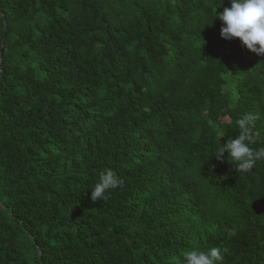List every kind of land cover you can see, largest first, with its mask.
Listing matches in <instances>:
<instances>
[{"label":"trees","instance_id":"trees-1","mask_svg":"<svg viewBox=\"0 0 264 264\" xmlns=\"http://www.w3.org/2000/svg\"><path fill=\"white\" fill-rule=\"evenodd\" d=\"M226 7L0 0V264H182L212 247L264 264V162L215 157L242 115L264 129V56L221 37ZM106 169L123 185L93 201ZM195 172L223 188L195 199Z\"/></svg>","mask_w":264,"mask_h":264},{"label":"clouds","instance_id":"clouds-1","mask_svg":"<svg viewBox=\"0 0 264 264\" xmlns=\"http://www.w3.org/2000/svg\"><path fill=\"white\" fill-rule=\"evenodd\" d=\"M229 3L230 7L224 8L222 13H217V19L222 21L221 37L229 41L239 39L247 50L257 56H264V0H229ZM259 119L258 114L246 113L236 120L238 136L235 139H228L227 142L219 139L220 147L215 154L218 160L221 159L219 166L227 161L235 167L237 173H249L258 162H264V147H252L259 138L264 140V129L256 127ZM224 155L228 160H222ZM196 175L200 176L199 172L193 173L191 178L199 185V189L190 194L195 199L204 193L203 184L223 188L214 178L207 177L202 180ZM122 185L123 180L113 170L106 169L100 173L91 190V199H106V193L110 189ZM225 254L221 247L207 250L192 248L183 252L182 264H223Z\"/></svg>","mask_w":264,"mask_h":264},{"label":"water","instance_id":"water-1","mask_svg":"<svg viewBox=\"0 0 264 264\" xmlns=\"http://www.w3.org/2000/svg\"><path fill=\"white\" fill-rule=\"evenodd\" d=\"M5 33H6V31L4 32V37H5Z\"/></svg>","mask_w":264,"mask_h":264}]
</instances>
